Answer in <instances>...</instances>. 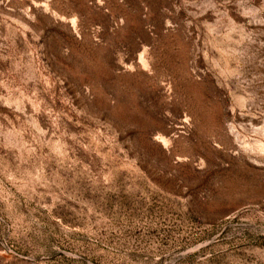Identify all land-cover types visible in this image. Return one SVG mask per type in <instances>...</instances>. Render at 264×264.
<instances>
[{
    "label": "rangeland",
    "instance_id": "1",
    "mask_svg": "<svg viewBox=\"0 0 264 264\" xmlns=\"http://www.w3.org/2000/svg\"><path fill=\"white\" fill-rule=\"evenodd\" d=\"M0 264H264V0H0Z\"/></svg>",
    "mask_w": 264,
    "mask_h": 264
}]
</instances>
